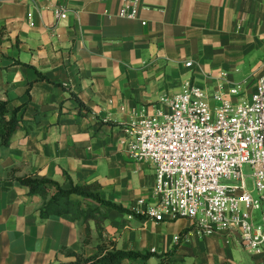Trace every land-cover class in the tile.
Masks as SVG:
<instances>
[{
  "label": "crops",
  "instance_id": "0c3cea01",
  "mask_svg": "<svg viewBox=\"0 0 264 264\" xmlns=\"http://www.w3.org/2000/svg\"><path fill=\"white\" fill-rule=\"evenodd\" d=\"M124 0H0V100L22 129L0 147V183L17 177L61 185L98 183L101 197L141 214L155 175L122 145L126 124L152 117L186 82L232 104L250 102L264 74V0H141L134 20ZM58 12L62 15H58ZM146 23V26L142 24ZM192 63L191 67H187ZM241 86L239 95L230 91ZM81 102L88 112L79 109ZM42 198L0 188V264H69L67 248L97 253L100 240L69 216L43 220ZM104 237L118 250L164 255L181 264H260L225 235L202 236L186 219L156 222L107 210ZM185 231L188 233L176 242ZM125 264H159L128 260Z\"/></svg>",
  "mask_w": 264,
  "mask_h": 264
},
{
  "label": "built area",
  "instance_id": "2783aa9c",
  "mask_svg": "<svg viewBox=\"0 0 264 264\" xmlns=\"http://www.w3.org/2000/svg\"><path fill=\"white\" fill-rule=\"evenodd\" d=\"M140 4L124 0L119 17L136 19ZM213 100L215 108L204 90L186 82L180 93L162 99L154 116L125 125L128 158L149 164L155 175L154 203L139 200V215L156 222L189 220L202 236L225 235L264 264V74L250 102L232 104L222 93ZM245 165L253 172L252 190Z\"/></svg>",
  "mask_w": 264,
  "mask_h": 264
},
{
  "label": "trees",
  "instance_id": "16d2710c",
  "mask_svg": "<svg viewBox=\"0 0 264 264\" xmlns=\"http://www.w3.org/2000/svg\"><path fill=\"white\" fill-rule=\"evenodd\" d=\"M6 34L5 29H0V45L3 43ZM78 103L79 109L88 112V109L81 102L78 101ZM17 114V110L10 113L7 102L0 100V147H9L13 136L22 129V121L17 118ZM16 175L17 171L11 170L7 178L0 183V188L5 192H9L15 187L26 188L29 190L30 196L42 198L43 205L40 213L43 220L51 217L69 216L73 222H80L85 225L86 238L83 243L84 246L91 243L90 224H95L100 240L97 253L86 257L84 251L74 252L67 248L60 249V254L74 259V262L69 264H125L128 260L145 262L151 258H156L159 264H181L173 260L175 250L164 255L124 252L118 250L115 241L105 238L104 226L108 220L107 210H113L137 219H145V217L130 212L120 204L102 199L101 186L98 183L76 184L65 172L66 179L62 185L47 178L17 177ZM187 233L188 231L183 232L180 240Z\"/></svg>",
  "mask_w": 264,
  "mask_h": 264
},
{
  "label": "rangeland",
  "instance_id": "374dc122",
  "mask_svg": "<svg viewBox=\"0 0 264 264\" xmlns=\"http://www.w3.org/2000/svg\"><path fill=\"white\" fill-rule=\"evenodd\" d=\"M243 173H244V175L247 177V180H246V183H247V186H248V188L250 189V190H252V178H251V176H252V170H251V168L249 167V166H247V165H245L244 167H243ZM222 183H224V184H233V183H235L234 181L233 182H226V181H223ZM253 196L254 197H257V194L254 192L253 193ZM254 217H255V219L257 220V222L259 223L260 221V211H255L254 212Z\"/></svg>",
  "mask_w": 264,
  "mask_h": 264
}]
</instances>
